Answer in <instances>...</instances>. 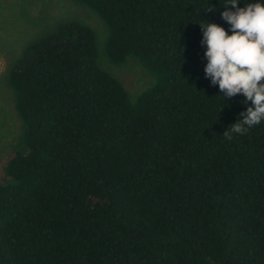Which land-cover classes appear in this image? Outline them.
Segmentation results:
<instances>
[{
    "label": "trees",
    "instance_id": "obj_1",
    "mask_svg": "<svg viewBox=\"0 0 264 264\" xmlns=\"http://www.w3.org/2000/svg\"><path fill=\"white\" fill-rule=\"evenodd\" d=\"M73 1L105 25L108 61L153 83L132 100L77 19L25 43L5 77L21 133L0 264H264V120L227 140L251 101L204 72L201 27L232 34L227 0Z\"/></svg>",
    "mask_w": 264,
    "mask_h": 264
},
{
    "label": "rangeland",
    "instance_id": "obj_2",
    "mask_svg": "<svg viewBox=\"0 0 264 264\" xmlns=\"http://www.w3.org/2000/svg\"><path fill=\"white\" fill-rule=\"evenodd\" d=\"M63 19H77L95 31L100 67L122 84L132 100L153 83L133 58L119 65L108 61L103 50L106 27L86 7L73 0H0V178L9 155L19 146L21 133L6 73L27 41L51 31Z\"/></svg>",
    "mask_w": 264,
    "mask_h": 264
},
{
    "label": "clouds",
    "instance_id": "obj_3",
    "mask_svg": "<svg viewBox=\"0 0 264 264\" xmlns=\"http://www.w3.org/2000/svg\"><path fill=\"white\" fill-rule=\"evenodd\" d=\"M238 2L227 0L220 14L230 25L231 35L214 23L200 26L206 44L205 77L218 85L223 98L243 94L245 102L251 101L239 114L241 118L223 132L229 141L247 135L264 120V6L257 0L238 8ZM207 11L215 9L209 6Z\"/></svg>",
    "mask_w": 264,
    "mask_h": 264
}]
</instances>
